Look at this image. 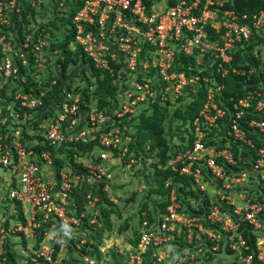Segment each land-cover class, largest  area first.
Listing matches in <instances>:
<instances>
[{
  "label": "built area",
  "instance_id": "built-area-1",
  "mask_svg": "<svg viewBox=\"0 0 264 264\" xmlns=\"http://www.w3.org/2000/svg\"><path fill=\"white\" fill-rule=\"evenodd\" d=\"M18 1L0 0V89L10 79L20 77L19 82H24L20 70L27 64L29 36L15 43L4 35L18 11ZM226 1L177 0L164 7L165 0L82 1L71 17L69 48L79 49L94 69L113 78L116 107L109 110V116L105 110L88 107L84 115L87 131L66 135L61 125L71 128L81 111V99L70 93L55 121L43 129L42 150L34 152L17 140L9 144L0 136V167L9 175L6 197L19 207L23 238L40 235L32 252L38 264L57 260L55 247L61 248L62 243L56 224H78L85 215L72 217L66 211L72 189L80 183L104 182L107 169L101 163L108 161L107 153L124 156L127 152L128 127L138 109L192 98L200 88L203 101L184 126L183 144L158 168L183 178L191 190L204 193L211 186V198L204 202L178 195L175 187H181L180 183L173 187L165 181L168 192L159 218L148 221L142 217L132 243L115 244L113 252L123 264H218L221 260L214 254L225 237V252H237V256L222 262L264 264V199L258 201L264 181V85L241 97H228L230 107L221 98L224 79L239 73V65L231 64L237 49L255 40L264 49V9L251 15L235 13L221 9ZM183 59L192 63H183ZM14 99L28 109L40 105L38 98L16 95ZM225 115L228 118L223 121ZM106 121L110 124L105 125ZM250 134L259 138L257 148L247 137ZM87 142L101 150L97 163L84 165V171L72 180L58 171L56 185H50L42 169L55 166V153L67 145ZM85 198L89 208L96 202L91 193ZM240 225L250 228L253 250L238 234ZM4 241L0 228V261H4ZM206 255L211 259L207 263ZM80 260L93 263L87 256L80 255Z\"/></svg>",
  "mask_w": 264,
  "mask_h": 264
},
{
  "label": "rangeland",
  "instance_id": "rangeland-1",
  "mask_svg": "<svg viewBox=\"0 0 264 264\" xmlns=\"http://www.w3.org/2000/svg\"><path fill=\"white\" fill-rule=\"evenodd\" d=\"M82 1L41 0L38 3L37 0H22V2L19 0L17 2L16 8L18 11L13 15L14 20L8 26L4 35L9 38L10 42L15 43L21 42L22 38L28 35L29 52L27 64L20 70V75H22L24 82H19L20 77L10 79L9 83L0 89V136L3 139L6 136L5 128H7L6 131H10L20 127L17 129L18 134L8 132L11 133L7 137L10 143L13 142L11 139H14L24 145L29 139L35 138V136H31L25 131L28 126L36 131H44L43 129L48 124L55 121L63 99L67 94L72 93V95L70 94L72 97L77 95L82 99L83 103L79 104L82 112L88 111V107H96L97 97L92 94V91L97 79L91 74V69L80 58L75 63L65 60L64 53L59 47L63 39L70 34L69 14L75 9L78 2ZM169 4L170 0H165V3L161 6L164 7ZM247 46L250 47L245 46L243 50L240 49V61L237 62L239 65L238 81L243 86L249 81H256L253 83L257 87L263 86L264 74L260 75L259 73H262L264 69V49L260 42L256 40ZM68 47L70 46L68 45ZM14 48L17 49L18 45H15ZM16 95L38 98L40 99V105L30 109L21 107L19 102L14 99ZM110 101L112 102L109 105L112 108L118 103L115 98L110 99ZM190 101L191 99H182L176 103L166 104L168 108L163 109V136L169 146L178 145L184 139L186 133L183 124L185 122L179 117L183 116L184 113L181 112L184 111ZM138 110L148 111L143 108ZM108 114L110 115V112ZM131 121L128 132L132 143L136 139L138 119H131ZM108 122L106 121L105 125L110 124ZM9 127L11 128L10 130H8ZM65 148L59 153L68 152ZM114 156H117L116 153H114ZM117 159L116 169H114L117 175L113 176L109 169V176L104 182L105 185L107 184L109 192H104V195H100L99 183L91 185L97 192L95 193L96 195H92L96 198V202L92 207L89 208L86 205V195H78L77 200L81 202L80 207L77 206L74 196L71 195V201L74 203L71 209L75 210L76 216L80 213L85 214L78 224H73L82 225V236H79L81 238L67 236L68 228L66 229V227L71 224H66V227L61 229H58V226L62 225L56 224L58 236L62 235L63 238L61 248H65V255L63 258L56 256L57 260L54 264H88L80 260V255L87 256L89 260L93 261L92 264H123L114 255V246L115 244H121L123 239H129L131 232L137 229V226L134 225H138L142 217L146 219V215L151 216L153 213L157 205L156 202L160 200L155 190L158 186L156 176L158 173L156 172L160 170L156 169V166H152L157 161V158H155L154 152L150 151L147 145H142L139 148L131 146L130 149H127L124 156L119 155ZM130 160L133 162H130ZM106 169L108 168L106 167ZM3 179L9 182V175L4 173ZM174 181L180 183L183 195H190L185 189L187 182L178 177L174 178ZM2 184L5 185L4 180ZM102 187L100 191H102ZM117 190H119V200H116V202L114 199L113 201L110 200V197ZM258 190L259 196L264 199V181L263 186L259 187ZM159 191L158 193H160ZM5 197L6 195H0V215L3 218L5 217V220H2V224L6 225L4 226L6 229L8 227L6 220L9 211L3 210L6 208L5 205H7L4 201ZM251 197L254 198V196ZM105 211H110V214L106 215ZM5 214L6 216H4ZM72 217H75V215L73 214ZM88 218L93 219L94 224H90V219L88 220ZM34 235L36 239L40 236L38 233ZM59 238L61 239V237ZM106 238L108 239L106 240ZM109 239L110 244L108 245ZM79 241H83V243L79 244ZM76 245L79 246L78 249ZM56 247L58 250L59 247ZM101 249L104 250L101 251ZM30 256V259L25 256V259L29 261L28 263L38 264L37 259L32 254ZM205 260L206 263L207 260L211 261L207 255L204 262ZM220 260L218 264H225L222 262L225 260ZM0 264H5V261H0Z\"/></svg>",
  "mask_w": 264,
  "mask_h": 264
},
{
  "label": "trees",
  "instance_id": "trees-1",
  "mask_svg": "<svg viewBox=\"0 0 264 264\" xmlns=\"http://www.w3.org/2000/svg\"><path fill=\"white\" fill-rule=\"evenodd\" d=\"M153 1V0H151ZM177 0H170V4L172 5L176 2ZM82 2H78V5L75 7V9L69 14V25H70V20L72 15L75 13V11L82 5ZM150 3H147V5ZM221 9H229L234 11L235 13H246L248 15H251L254 12H257L261 9H264V0H227L226 2H224L221 6ZM70 30V34L67 35L64 39L63 42L60 44V48L62 50V52L64 53V59L68 60L69 62L75 63L79 58L80 60L87 64V66L91 69L92 73L94 75V77L97 79L96 80V84L94 86V89L92 91V94L95 95L96 98V107L99 110H104L105 108L109 107V103H111L112 101H110V99H114L116 96V90L117 87L116 85L113 83V78L105 71H100V70H96L92 67L91 62L87 59L84 58V56L80 53L79 49H74L71 50L68 45L70 43V41L72 40V31ZM246 47H250V46H246ZM247 49V48H246ZM251 49V48H250ZM248 50V49H247ZM240 49H237L236 53L234 54V60L232 61V66L237 67V62L240 61ZM191 61L189 59H183L182 62L186 63V61ZM192 63V62H190ZM244 70H246V68H244ZM264 74V69L263 72L259 73ZM254 80V79H252ZM253 82L256 81H249L248 83L250 84H243L238 81V75H228L225 79H224V89L222 91V101L225 104L226 107H230V103H227V98L232 96L234 98H238L243 96L246 92L251 91L255 88H257V85H254ZM203 101V93H202V89L200 88L197 91L196 96L193 97L192 101H190L186 107L184 108V111L181 113H184L183 116L179 117L182 119L183 122H185L183 124V126L188 123L189 121H191V119L194 117V115H196L199 107L201 106ZM83 101L81 99L80 104H82ZM108 105V106H107ZM151 113L149 115L141 113L137 118H138V124L136 126L137 129V133H136V139L134 142H132L131 144H129L128 149H130L131 146H133L134 148H139L142 145H147L148 148L150 149V151L154 152V156L155 158H157V161L152 165L153 167H155L156 165L159 164H164V162L166 161V159L169 157L172 148L170 149V146L167 142V140L164 138L163 136V112H161V107L154 105L151 108ZM174 114V113H173ZM228 118L227 115H225L223 121H226V119ZM1 130V129H0ZM247 137L251 138L255 144V147L257 148L260 144L259 142V138L250 134ZM36 138V137H35ZM33 139V138H32ZM31 140V139H29ZM93 142H88L85 144H80V143H76L73 145H68V147H66L65 149L68 150L69 155L71 156L72 154L76 153V154H81L82 152H87L88 150H90V148L92 147ZM231 148L233 149V144H231ZM31 149L34 152H38L40 150L43 149V147L41 145H34L31 146ZM252 156H254V153H251ZM243 155V152H242ZM53 161L55 163L56 166V173L58 172L57 167H59V164L56 165V160L53 158ZM77 167V169H80V166H75ZM156 173H158L157 176V182H158V186L156 187V194H159L160 196L164 197L166 195V190L163 188V182L165 180H167L168 178L172 177V180H174V178L176 179V175L173 173H170L169 171H164V172H160L157 171ZM160 173V174H159ZM187 186L188 183H186ZM102 187V183H99V192L100 195H104V191H100ZM162 191H161V189ZM160 190V191H159ZM180 192H183V189L181 191V188L178 189ZM91 191L92 193H97L96 190H94L92 188V186H81L78 189H75L73 191V196H74V200L75 203L77 204V206H81V202L77 200L78 195H85L87 192ZM158 191L160 193H158ZM188 194L191 195L192 198L197 199V198H201L204 202L206 201V199L204 197H201L199 195V193L194 192L193 190L190 189V187L188 188V190L186 191ZM204 195V194H202ZM258 201L262 202V198H258ZM18 206V205H16ZM165 206V202H161L158 207H159V212L162 213L163 212V208ZM18 208V207H17ZM106 215L110 214V211H105ZM20 216V215H19ZM20 219L22 220V218L20 217ZM146 219L149 221L151 219L150 215H146ZM120 231V230H119ZM238 234L241 236V238L245 241V243L249 246V251L254 249V237L252 236L251 232H250V228L249 227H244L242 225L239 226L238 229ZM56 250V249H55Z\"/></svg>",
  "mask_w": 264,
  "mask_h": 264
},
{
  "label": "crops",
  "instance_id": "crops-1",
  "mask_svg": "<svg viewBox=\"0 0 264 264\" xmlns=\"http://www.w3.org/2000/svg\"><path fill=\"white\" fill-rule=\"evenodd\" d=\"M190 99L192 101L193 97L192 98H188V100H190ZM158 106L161 107V112H164L163 109H167L168 108L166 105H158ZM114 108H112V107L109 106V107L105 108L104 110H105L106 114L109 116L108 112L111 113L114 110ZM109 110H112V111H109ZM151 111H152L151 109L148 110L147 112L139 111L137 117L141 113H145V114L149 115L151 113ZM84 115H85V112L84 111L83 112L81 111L78 114V116H77L78 118L76 119V123L71 128H69V129L67 127H65V125H61L62 126L61 128H64V133L66 135H71V134L77 133L76 131H78V130H80V131H87L86 126H85V122H84ZM137 117L133 118V120L138 119ZM42 122H43V120H42ZM184 126H183V128L185 130V127ZM19 128L17 127L16 130H12L9 127L8 130L11 129L10 131H6L7 128H5L4 132H6V136L4 137V139L9 144H10V142H9V140H7V137L11 133H8V132H14V134H18L17 129H19ZM25 131L29 135L36 137V138H33V139L29 140L27 143H25L24 144L25 146H28V147L30 146L31 147V146H34V145H41L42 144V136H43V133H44L43 131L33 130L30 126H28L25 129ZM12 140L14 141V139H11V141ZM183 140L178 145H175V144L174 145H170V149L172 148V150H173L174 148L178 147L179 145L181 146L183 144ZM129 144H131V142L128 143L127 149H128ZM67 147H68V145H67ZM61 150L62 149H60L59 151H61ZM59 151H57L55 153L54 157H53L56 160V165L59 164V167H57V169H58V171H61V172L66 173L67 176L71 180L74 179V175L78 171H84V168H83L84 165L97 163V161H98L97 160V155L101 152V150L97 146H95L94 144H92V147L90 148V150H88L87 152H84L83 154H76V153H74V154H72L70 156L68 152H62V153L60 152L59 153ZM114 153H115V151L108 152L107 153L108 161L101 163L103 166H106L108 168L106 170V175L107 176H109V172H108L109 169L111 170L113 176L114 175L115 176L117 175V173L115 174L116 171H114V169H116L115 167L117 165L118 159H117V156H114ZM171 153H172V151H171ZM130 162H133V161L131 160ZM54 165H55V163H54ZM162 165L161 164L156 165V169L160 170L161 172H164L166 170L163 171L162 169H159L158 168L159 166H162ZM75 166H80V169H77V167H75ZM4 173H7V172L6 171H2V175L0 176V195H7V191H8V188H9V182H6L5 179H3V174ZM55 173H56V166H53V167L52 166L43 167V169H42V175H43V177L45 178V180L50 185H53V184L56 185V183H57L56 178H55ZM176 177H178V176H176ZM178 178H180L181 180L185 181L181 177H178ZM3 180H4L5 185L2 184ZM114 180L116 182V178ZM165 181H169L172 184L171 186H173V185L176 186V184H177L176 181L172 180V177L171 178H168ZM104 182H106V180ZM104 182H101L104 185L102 187V191L108 193L109 192L107 190L108 186H107V184L105 185ZM164 182H163V188H164ZM92 184H94V183H91V184L80 183V185L77 184V186H75L72 189V192H71L69 198L67 199V202L65 203L66 204V211L69 213V216H72L73 214L76 215L75 210H72L71 209V206L72 205L74 206V203L71 201V199H72V196L71 195H73V191L75 189L80 188L81 186H84V185H90L91 186ZM175 186H173V187H175ZM115 188H117V187H115ZM179 188L182 189V187H177V188L175 187L176 193L178 195H183L182 192H180L178 190ZM188 188H189V186H188ZM164 189L168 192L167 188H164ZM186 190H188V189H186ZM5 191H6V193H5ZM118 191L119 190L115 191L114 192V195H112V197H110L111 199L110 198L109 199L112 200V201L114 199L115 202H116V200H119ZM193 191L196 192V193L201 194L199 196L204 197L207 200L208 197L211 198L213 188L211 186H209L208 188H206V190H205L204 193L197 192L196 190H193ZM167 192H166V195H167ZM87 193H91L92 195H96L95 193H92L91 191H89ZM202 194H204V195H202ZM53 195H55V196L58 195V190L55 187H54V190H53ZM156 195H158L160 197V200L156 202L157 203L156 208L154 209L153 213L151 214V219L149 221L155 220L156 218H159V216H160V212H159L158 205L161 202L164 201V197L160 196L159 194H156ZM189 196H191V195H189ZM198 199L199 198H197V200ZM0 200H1V198H0ZM4 201L7 203V205H5L6 208H4L3 210L4 211H9V213L7 214V220H6V223H7L8 227L6 229L4 228V226H6V225L5 224L4 225L2 224L3 223L2 220H5V217L3 218L0 215V228H2V230L4 231V236H5V241H4V255H3L4 256L5 264H19V263L34 264V263H28L29 261H27L25 259V256L29 258V256L32 254V252L37 249L38 240L34 236L32 237L31 235H28L27 238H23L22 233L20 231L23 220L20 219V217L22 218V216H21L19 207L16 206V204L10 202L7 199V197H5V200ZM4 216H6V214ZM134 226H138V225H134ZM63 227H66V226L65 225L60 226V229L63 228ZM81 227H82V225L77 226V225H73V224H71L69 227H66V229L68 228L67 229L68 230L67 231L68 232V235L67 236H76L78 238H81V237H79V236H82ZM135 230L137 231V229H134V231L131 232L129 239H126V240L123 239L122 240L125 243L126 246L129 243H132L133 234H135V232H136ZM59 237H61V239L59 238L60 242L63 243V241H62L63 240L62 235H59ZM107 239L108 238H106V240ZM106 240H105V242H106ZM108 241H109V243H108V245H109L110 244V239ZM105 242H104V244H106ZM123 242L121 243L122 245L124 244ZM55 248H57V247H55ZM104 249H105V247H104ZM27 250H29V251H27ZM28 253H29V255H28ZM64 255H65V248H59L58 250L56 249V255L55 256L62 257L63 258ZM114 255L119 260H121L115 253H114ZM32 256H33V254H32ZM31 260L34 261V259H32V258H31Z\"/></svg>",
  "mask_w": 264,
  "mask_h": 264
},
{
  "label": "water",
  "instance_id": "water-1",
  "mask_svg": "<svg viewBox=\"0 0 264 264\" xmlns=\"http://www.w3.org/2000/svg\"><path fill=\"white\" fill-rule=\"evenodd\" d=\"M2 168L0 167V176L2 175ZM225 244H226V238L224 237L223 243L221 245L220 251L218 253H215L214 255L219 258L223 259L227 262H231L236 256L237 252H232L231 254H227L225 252Z\"/></svg>",
  "mask_w": 264,
  "mask_h": 264
}]
</instances>
